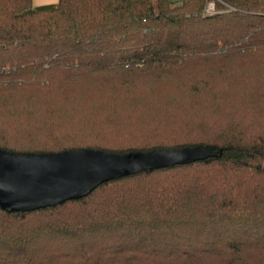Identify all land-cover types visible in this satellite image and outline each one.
Returning <instances> with one entry per match:
<instances>
[{
    "label": "trees",
    "instance_id": "16d2710c",
    "mask_svg": "<svg viewBox=\"0 0 264 264\" xmlns=\"http://www.w3.org/2000/svg\"><path fill=\"white\" fill-rule=\"evenodd\" d=\"M198 145L217 155L0 207V264H264V0H0V148Z\"/></svg>",
    "mask_w": 264,
    "mask_h": 264
},
{
    "label": "water",
    "instance_id": "95a60500",
    "mask_svg": "<svg viewBox=\"0 0 264 264\" xmlns=\"http://www.w3.org/2000/svg\"><path fill=\"white\" fill-rule=\"evenodd\" d=\"M217 155L210 147L113 153L100 149L19 154L0 148V207L31 211L79 199L106 181Z\"/></svg>",
    "mask_w": 264,
    "mask_h": 264
},
{
    "label": "crops",
    "instance_id": "0c3cea01",
    "mask_svg": "<svg viewBox=\"0 0 264 264\" xmlns=\"http://www.w3.org/2000/svg\"><path fill=\"white\" fill-rule=\"evenodd\" d=\"M59 0H33L34 6H42V5H48V4H55Z\"/></svg>",
    "mask_w": 264,
    "mask_h": 264
},
{
    "label": "built area",
    "instance_id": "2783aa9c",
    "mask_svg": "<svg viewBox=\"0 0 264 264\" xmlns=\"http://www.w3.org/2000/svg\"><path fill=\"white\" fill-rule=\"evenodd\" d=\"M206 11L208 14H213L215 12V9L214 7H212V5L209 4Z\"/></svg>",
    "mask_w": 264,
    "mask_h": 264
},
{
    "label": "rangeland",
    "instance_id": "374dc122",
    "mask_svg": "<svg viewBox=\"0 0 264 264\" xmlns=\"http://www.w3.org/2000/svg\"><path fill=\"white\" fill-rule=\"evenodd\" d=\"M209 4L212 5V7H214V9H215L214 2H209L208 5H207V7L209 6ZM207 7H206V10H207Z\"/></svg>",
    "mask_w": 264,
    "mask_h": 264
}]
</instances>
